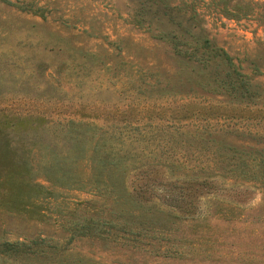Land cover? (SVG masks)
Returning a JSON list of instances; mask_svg holds the SVG:
<instances>
[{"label": "rangeland", "instance_id": "obj_1", "mask_svg": "<svg viewBox=\"0 0 264 264\" xmlns=\"http://www.w3.org/2000/svg\"><path fill=\"white\" fill-rule=\"evenodd\" d=\"M197 37L247 89L192 72L174 44ZM0 131V241H47L0 264H264V0H0ZM95 136L122 169L96 170Z\"/></svg>", "mask_w": 264, "mask_h": 264}, {"label": "trees", "instance_id": "obj_2", "mask_svg": "<svg viewBox=\"0 0 264 264\" xmlns=\"http://www.w3.org/2000/svg\"><path fill=\"white\" fill-rule=\"evenodd\" d=\"M234 9L243 11V15L248 11L245 7H235ZM228 13V12H227ZM233 16H236V14H233ZM165 37V34H159V36ZM167 37L170 39H174V35L166 34ZM172 41V40H171ZM179 40H175V52L178 54H181L183 56H187L189 59H193L197 63V68L193 67V71L195 72L197 76L201 77H207L212 78L213 84L217 89H223L225 91H236L240 89H247L243 84L242 78L239 77V73L235 69L234 64L232 63L231 58L223 52L220 48H217L213 46L207 39L204 38H194L192 39V42H188L189 46L191 47L190 52H187L186 50L182 51L177 48ZM187 42V41H186ZM193 44V45H192ZM190 53V54H189ZM210 61L215 64V67L213 66L211 69L208 68ZM220 67H223L224 69L227 68V71H224L223 76L220 75ZM194 77V76H192ZM196 77V76H195ZM198 78V77H196ZM242 85V88L240 86ZM239 88V89H238ZM87 132V130L79 126L77 130L74 132H70L68 135V143L70 148H74L78 153H81V148L84 147L86 141L90 138L86 139L84 137V133ZM34 141L43 142L44 137L42 134H36L33 136ZM95 139V140H94ZM93 139L94 141V159L96 160L95 168L98 172H104V170L108 169V165L110 166V163H113L114 165H121L120 168L122 169V157L118 154L112 153L108 148H106V138L103 136H95ZM46 145V144H45ZM57 141L56 145L51 146V152L53 154H57L56 151L57 147ZM9 151L12 152V149L9 148V142L7 141V135L0 131V154L4 155V153H8ZM68 158V157H67ZM60 164V165H59ZM107 167V168H106ZM23 169V167L21 166ZM49 168V167H46ZM64 168V169H63ZM69 168L66 163L59 162L58 164L55 163V165H51L48 171H52L49 175V179L57 183L58 185H72L74 183V177L67 173L63 172V170ZM115 168V167H113ZM119 168V167H118ZM0 169H6L7 171H11L15 169V160H4L2 159L0 161ZM70 170V169H69ZM57 171V172H56ZM111 171L108 170L107 172ZM60 173V174H59ZM13 192L10 196V202L13 205L22 204L24 201V197H31L32 194H36L37 190L32 188L30 194L25 195V190H19L17 189L23 188L24 184H22L20 181H16V183L11 182ZM144 186H146L147 190L150 191V193L156 191L155 186L152 184L146 183ZM140 186H135L136 190L139 189ZM142 188V186L140 187ZM34 194V195H35ZM167 198V197H166ZM168 203V202H166ZM47 243L45 239H36L32 242H11L8 240H2L0 241V256L7 260L11 259H17L19 256L21 258H27L30 256L37 257V256H45L46 252L44 251V244Z\"/></svg>", "mask_w": 264, "mask_h": 264}]
</instances>
